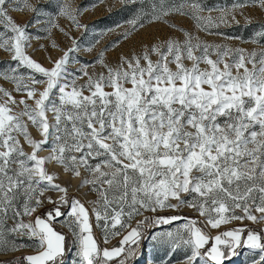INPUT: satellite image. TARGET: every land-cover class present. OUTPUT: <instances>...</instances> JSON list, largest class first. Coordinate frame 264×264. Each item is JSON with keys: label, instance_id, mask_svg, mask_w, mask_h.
<instances>
[{"label": "snow or ice", "instance_id": "obj_1", "mask_svg": "<svg viewBox=\"0 0 264 264\" xmlns=\"http://www.w3.org/2000/svg\"><path fill=\"white\" fill-rule=\"evenodd\" d=\"M121 3L139 5L125 21V38L146 23H168L167 16L179 14L191 17L209 35L239 39L226 36L221 26L239 25L236 14L243 15L248 6L264 9V0H238L218 8L205 0ZM13 7L30 10L33 24L42 14L31 0H0V49L15 62L0 70V77L22 93L17 99L0 86V252L23 247L35 251L0 264H64L72 247L71 264H130L145 224L179 220V215L161 213L181 207L205 219L185 218L182 230L151 234L154 242L169 246V256L183 246L181 264H224L246 247L259 252L251 264H264V228L237 226L215 236L207 231L232 221H264V22L250 38L261 46L252 50L210 43L172 25L182 38H158L140 53L121 56L115 67L104 64L101 52L97 60L106 72L92 76L83 67L72 72L67 68L77 50L75 38L51 67L31 58L26 53L28 25L14 20ZM213 11L218 15H211ZM80 13L71 0H58L57 15L86 29ZM246 22L252 23L250 18ZM48 25L58 27L51 15ZM21 68L30 70L28 75ZM77 72L88 76L86 83L77 84ZM30 125L40 139L29 131ZM45 148L47 154L40 155ZM52 161L96 193L90 208L54 182L57 174L46 167ZM48 190L63 195L47 197L53 207L36 214ZM145 211L152 215L135 226L123 219L131 221ZM92 215L103 228L105 243L120 235L118 226L128 229L119 246L98 244ZM62 217L71 246L55 227ZM25 237L30 243L18 242Z\"/></svg>", "mask_w": 264, "mask_h": 264}, {"label": "rangeland", "instance_id": "obj_2", "mask_svg": "<svg viewBox=\"0 0 264 264\" xmlns=\"http://www.w3.org/2000/svg\"><path fill=\"white\" fill-rule=\"evenodd\" d=\"M31 2L41 6L42 14L39 17L40 22L38 24L30 23L34 16L30 10L13 7L10 13L17 23L28 25L27 32L29 34V41L26 45V53L34 60L41 63L42 66L51 67L52 61L59 59L67 49L73 47V38H75L77 41V50L70 54L67 64V68L70 72L83 67L89 75H98L102 72H106L105 67L97 60L101 52H103L104 64L115 67L119 63L121 56H130L133 53H140L145 45L155 42L158 38L162 39L168 36L182 38V32L179 31L178 28L172 27V25L187 29L210 43H223L233 48L239 47L248 50L261 46L250 42V38L259 30L260 22H264V9H261L258 5L244 8L243 15L237 12L236 19L239 21V25L233 24L231 27L221 26L226 36L239 37V39H226L216 35H209L197 29L195 21L191 17L179 14L167 16L166 20L168 23L163 21L146 23L143 28L130 31V34L125 38L121 35L126 30H129V25L126 24L125 21L102 18L107 17L108 12L122 4L121 0H71L73 8L78 7L81 9L78 19L81 24L87 26L86 29L83 27L77 28L67 17L57 15L58 0H31ZM235 2H238V0H205L207 6H215L217 8L220 6H231ZM204 14L207 15L208 13L205 12ZM49 15L53 17L58 27H51L49 29ZM211 15L216 16L218 12L213 11ZM246 18H250L252 23H247ZM117 25H119V27H117ZM60 29H64V31L62 32ZM65 32H67L68 35H65ZM114 41H118V43L114 44ZM261 44L264 45V40L261 41ZM153 59H156V57L153 56ZM10 66H15V62L11 60V53L0 49V70H8ZM201 67H204V65H201ZM29 71L30 70L27 68L20 69V72L24 75H28ZM76 75L78 77V85L84 84L88 80V76H84L82 73L77 72ZM37 77L41 78L40 74H37ZM0 86L11 91L13 96L17 99L22 95V93H18L14 90L15 84L12 81L5 80L3 77H0ZM38 87L42 88L43 85H39ZM29 103H31V101H29ZM49 116H51V113H49ZM29 131L35 138H41L35 127L30 125ZM25 150L31 151L30 147L26 144ZM45 151H42L40 155H46L47 148H45ZM52 166H56V168ZM46 167L49 173L57 174L54 182L67 189L69 198H78L81 202L85 203L86 207H91V201L95 199L96 193L90 190L89 185L81 184V177H77L73 173L65 171L61 165L54 161L48 162ZM59 171L62 172L63 176L77 177L78 181L75 186L71 187L70 179L69 181L61 179L60 177H62V175L59 174ZM69 185L70 187H68ZM62 195V193L56 190L46 191L44 197H42L44 200L43 206L38 209L36 214H43L46 209H51L53 207L46 199L47 197L57 200ZM62 210L66 211V209ZM236 211L239 213L240 210ZM161 214L179 215L182 218L170 224L149 226V224L146 223L142 228L144 237L140 241L138 252L136 256L131 259L130 264H147L148 260L151 261V264H162V262L168 260H171V264H181L186 249L181 246L173 256H169V246L167 244L154 242L151 239V234L175 233L178 229L182 230V225L187 222L185 218L195 217L201 221L205 219L204 217H200L199 213L192 211L188 207H181L178 212L165 210V212ZM256 214L258 215V213ZM151 215L150 212L145 211L142 215L135 216L131 221H127L126 217L123 219L126 223L135 226L137 221L143 220L144 217ZM24 219L27 221L30 217H25ZM90 222L93 226L94 237L101 247L111 248L119 246L120 239L128 230L127 228L119 229L118 226L117 230L120 231V235H112L107 243H105L103 228L101 224L96 222L94 215L90 217ZM237 226H247L248 228L259 230L264 228V221L260 223H254L247 219L243 221H232L229 224L221 225L219 229L208 228L207 231L210 232L212 236H215L220 231H225ZM55 227L58 230H62L67 235L68 244L71 246L72 235L68 228L64 226L63 217L59 218L55 223ZM18 242L24 244L30 243L26 237ZM222 250L226 249L222 246ZM34 251V248L23 247L18 248L15 252H0V262L6 259L13 260L15 257H23L24 255L32 254ZM74 253L75 248L72 247V251L66 253L64 264H71ZM258 258V251L241 247L238 250V254L231 257L230 260H225L224 264H251L252 260ZM21 264H23V262H21Z\"/></svg>", "mask_w": 264, "mask_h": 264}, {"label": "trees", "instance_id": "obj_3", "mask_svg": "<svg viewBox=\"0 0 264 264\" xmlns=\"http://www.w3.org/2000/svg\"><path fill=\"white\" fill-rule=\"evenodd\" d=\"M138 8L139 5H136L134 7L132 5L125 6L124 4H120L117 8L108 12L107 17H102V18H109V19L111 18L112 20L126 21L134 15V13ZM6 261H9V259L4 260L3 262Z\"/></svg>", "mask_w": 264, "mask_h": 264}, {"label": "bare ground", "instance_id": "obj_4", "mask_svg": "<svg viewBox=\"0 0 264 264\" xmlns=\"http://www.w3.org/2000/svg\"><path fill=\"white\" fill-rule=\"evenodd\" d=\"M45 152H46V151H45ZM51 165H52V164H51ZM53 166H54V165H53ZM53 166H52V167H53ZM53 168H56V166L53 167ZM59 174L62 175V177H60L61 179H64V180H67V181H69V179H70L71 187H74L75 184H76V182L78 181V178H77V177H69V176H68V177H69V178H68L66 175L63 176V174H62L61 171H59ZM63 183H64V182H63ZM77 185H78V184H77ZM68 187H70V185H69ZM68 187H67V188H68ZM147 264H151V261L148 260Z\"/></svg>", "mask_w": 264, "mask_h": 264}, {"label": "water", "instance_id": "obj_5", "mask_svg": "<svg viewBox=\"0 0 264 264\" xmlns=\"http://www.w3.org/2000/svg\"><path fill=\"white\" fill-rule=\"evenodd\" d=\"M136 264V263H135Z\"/></svg>", "mask_w": 264, "mask_h": 264}]
</instances>
